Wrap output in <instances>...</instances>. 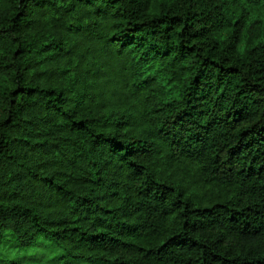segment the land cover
I'll use <instances>...</instances> for the list:
<instances>
[{"label":"trees","instance_id":"obj_1","mask_svg":"<svg viewBox=\"0 0 264 264\" xmlns=\"http://www.w3.org/2000/svg\"><path fill=\"white\" fill-rule=\"evenodd\" d=\"M264 264V0H0V264Z\"/></svg>","mask_w":264,"mask_h":264},{"label":"rangeland","instance_id":"obj_2","mask_svg":"<svg viewBox=\"0 0 264 264\" xmlns=\"http://www.w3.org/2000/svg\"><path fill=\"white\" fill-rule=\"evenodd\" d=\"M83 264H86V263H83Z\"/></svg>","mask_w":264,"mask_h":264}]
</instances>
